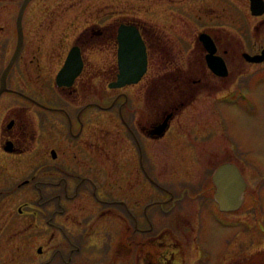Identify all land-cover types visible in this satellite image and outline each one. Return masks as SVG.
<instances>
[{
    "label": "flooded vegetation",
    "instance_id": "flooded-vegetation-1",
    "mask_svg": "<svg viewBox=\"0 0 264 264\" xmlns=\"http://www.w3.org/2000/svg\"><path fill=\"white\" fill-rule=\"evenodd\" d=\"M23 1L0 0L1 15L9 16V22L0 26V184L1 190H6L8 176L13 175V166L2 159L19 164L23 157H30L43 167V156L48 154L52 161L39 181L52 189L43 202L48 206L46 233L58 223L57 233L62 235L65 246H60L62 251L49 248L50 255L41 264H204L208 254L200 243L207 238V223L215 222L218 212L229 213L221 211L215 200L214 172L224 163H233L245 181L240 166H244L245 154L243 143L235 134H229L224 119L217 118L220 111L216 112L218 123L214 124L213 103L198 105L195 100L203 95L205 100L222 101V97L235 92L234 84L248 89L251 82L244 84L245 78L252 80L264 75L259 70L264 65V45L257 43L255 35L257 29H264V0H92L93 7L87 6V10L112 16L111 21L87 24L72 45L59 38L56 47L58 50L60 46L61 51L57 55L36 54L45 41H38L37 30L49 28L47 23H36L33 17L47 10L51 14L50 9L36 7L35 0H29L18 22ZM199 11L204 12L208 21L200 33L212 40L215 55L224 63V76L208 68L209 52L204 39L199 38L200 33L192 45L172 38L179 25L171 21L184 18L185 26L192 25ZM150 15L157 16L160 28L148 23ZM231 21L237 30L234 23L244 29L241 36L245 32L249 36L247 41L241 39L242 43L236 44L230 39L224 26ZM217 27H221L219 33ZM19 28L21 41L17 51ZM137 33L146 54V70L137 83L110 88L120 72V58H140L133 55L136 46L121 48L119 37L129 35L133 44ZM216 37L230 51L220 48ZM247 42H251L250 48L241 53ZM186 46L190 50L188 57ZM73 47L79 51L81 69L71 85L59 86L57 74ZM193 55V65L198 70L189 71L190 85L174 86L183 77L181 71L185 66L182 68L181 64L189 65ZM252 58L256 60L250 61ZM152 62L159 63L160 71L156 74L163 79L164 86L150 87L147 77ZM232 62L249 71L232 72ZM230 73L233 79L227 86L211 83L213 79L218 84L224 82ZM101 78L106 79L104 89L112 92L110 102L81 104L85 93L100 100ZM218 94L222 95L213 98ZM155 100L159 103H151ZM11 102L14 103L10 105ZM103 115L110 116L111 129L99 128V135L97 130L90 129ZM54 129L59 132L60 141L42 152L44 134ZM103 131L108 132V137ZM37 146L39 156L32 154ZM59 154L62 166L54 167ZM230 154L233 160L228 159ZM218 155L227 156V161L214 164ZM30 180L21 185H28ZM103 187L107 188V195ZM11 189L9 185L8 190ZM64 199L63 206L60 203ZM82 200L88 203L86 214ZM35 206L40 207L38 201ZM24 211L18 209L19 213ZM36 213L41 210L36 208ZM242 217L238 216L236 226L239 229L243 225L244 234ZM243 234L236 233L232 240L239 241ZM15 235L14 239H20L25 231ZM229 248L230 240L226 238V255ZM232 249V262L221 264H264L263 257L246 263L244 251ZM36 252L41 254L42 248L38 247Z\"/></svg>",
    "mask_w": 264,
    "mask_h": 264
},
{
    "label": "rangeland",
    "instance_id": "rangeland-1",
    "mask_svg": "<svg viewBox=\"0 0 264 264\" xmlns=\"http://www.w3.org/2000/svg\"><path fill=\"white\" fill-rule=\"evenodd\" d=\"M35 2L36 7L45 6L51 11V14H47V10L44 12L45 14H38L33 17V19L36 18V23H47V28H49L48 31L37 30L38 41H43L42 39L45 40L42 42L41 46L38 47L36 54L39 55L59 54L61 48L58 46L59 49L57 50L56 40L59 38H65V40L68 41V44L72 45L76 42L75 38L84 26L91 23L109 22L112 17L103 16L100 15V13L97 14L96 12L90 13L87 10V6L93 7L92 0H35ZM197 5L199 6V3ZM5 17L6 15H1L0 5V26L5 24V22H9V16L4 19ZM156 17L157 16L150 15L148 23L156 28H160V22L155 20ZM171 22L179 25V27L175 30V34L172 35V38L179 41L181 44L186 45L194 44L196 35L202 32L200 29H205L208 25V21L205 19V14L201 11L194 15L192 25L185 26L187 21L184 18L173 19ZM234 25L240 31L233 26L232 21L229 26H224L229 30L228 34L230 39H232L236 44H241V39L247 41L249 36H247L245 32L242 33L241 36V31L244 29L240 28L239 24L234 23ZM220 28L221 27H217V30L215 29L216 33L221 31ZM255 35L257 43L264 45V29H257L255 31ZM218 40L219 41L217 42L220 48H227L230 51V48L224 46L226 44H222V41L219 38ZM50 44L55 45L52 47ZM250 44L251 42H249L248 45L246 44V48L241 47V53L242 51L249 49ZM189 51L190 50L186 46L185 54L187 53V57L190 55ZM195 59L196 56L193 55L190 58L192 62H190L189 65L186 63L181 64L182 68L185 66L183 71H181L183 77L178 80L180 84L176 83L175 85H172H190L192 81L190 78L192 75L189 71L195 69L198 70V68L193 65ZM57 65L58 63L55 67H57ZM229 69L232 72L236 70H248V68H242L234 62L230 64ZM259 70L264 71V65ZM150 71L151 72L147 77L150 82V87L164 86L163 79L160 80L156 74L157 71H160L159 63L152 62L150 64ZM232 77V73H230L229 77L226 78L224 82L218 84L216 83L217 80L213 79L211 83H213L214 86H221L225 83V86H227L229 80L233 79ZM257 77L258 78L252 80H247L246 78L243 80L245 82L244 84H246L247 81L251 82V87L248 89H246L243 84L237 83L234 84L233 87L231 84L232 90H236L235 92L233 91V93L226 95L227 99H229L228 101L218 100L215 103L214 100L211 101L212 98L205 100V96L203 95L198 96L195 100L198 105L199 103L212 102L213 106L216 107V111L213 116L214 124L216 125V123H218L216 119V112L220 111L219 115L217 114V118L224 119L229 134H235V138H239V141L243 143L245 162L244 166H240L242 168L243 175L245 176V181L247 182L246 197L243 205H241L237 211H231L229 213L218 212L215 222L213 220V222L207 223V238L200 243L208 254L207 258L203 262L204 264H221L222 261H224V263L232 262V248H234L235 252L237 250L241 252L244 251L246 263L256 262L258 259L262 257L264 258V75H257ZM13 80L14 84H16L15 78H13ZM104 80L106 79L101 78L100 80V86L102 88L100 100L99 98L95 100L92 94L85 93L83 94V99L80 100L81 104L94 101L101 104H108L110 102L112 92L104 89L106 87V82H104ZM47 89L48 88L46 86V90ZM221 95L222 94L213 95V98L220 97ZM157 101L158 100H155L151 103H159ZM13 103L14 102H11L10 105ZM100 118L101 120L99 119V121L95 123L96 126L94 125L91 127L92 129H90L97 130L96 134L99 135V128L104 130L111 129L110 116L103 115ZM102 134L105 137H108V132L103 131ZM56 141H60L57 129H54L52 132L47 131L42 140V145H45L42 152H47L50 147H53V144ZM37 149L38 146L33 150L32 154L39 156ZM232 157L233 156L230 154L228 159L233 160ZM43 160L45 166L40 167L38 160L35 162L34 158L32 159L30 157H23L19 164H15V160L2 159V162L8 164L10 167L13 166V175L8 176L6 181V185L8 187L6 190H1L0 184V264H41L48 259V256L50 255V251H48L49 248L62 251L63 248L60 246H65V240L61 238L62 235L57 233V231L60 230V225L58 223H55L53 228H48L50 233H46L47 229L45 226V220L48 206L45 203L43 204V202H45L51 195L52 189L46 188L44 182L39 181H42L40 176L43 175L41 174L49 171L52 161L49 160L48 154L43 156ZM224 160L227 161V156L219 158L218 155V157L214 159V164ZM53 166H62L61 154H59V159H56L55 162H53ZM1 169L3 170V168ZM7 171L11 172L8 168ZM35 173L37 174V177L32 178L31 176ZM30 178L32 179L30 180ZM24 180H30L29 184L21 185ZM35 182H37L36 185ZM9 185H11V190H8ZM106 189L107 188L103 187L104 194H106ZM84 199H87V196H85ZM83 200L81 202V207L82 211L86 214L85 211L88 208V203ZM37 201L40 207L35 206ZM65 202L66 201L64 199L60 204L64 206ZM27 203L28 208L25 206ZM79 207L76 208L78 209ZM36 208L41 210V213H38V215L37 213L35 214ZM18 209L26 211L22 214L18 212ZM71 209L73 210V206ZM238 216H243L241 220L243 223L245 222L244 226H246L244 234L242 232L243 225L239 227V229L238 226H236L238 225ZM22 231H25V235L30 238H23L25 235H23L20 239L13 238L15 234ZM238 232L243 234V238H240L239 241L236 239L232 240L233 236ZM206 236H204V238ZM226 238H229L230 240L229 254L227 255L224 249ZM38 247L42 248L41 254L36 252ZM46 251L48 254H46Z\"/></svg>",
    "mask_w": 264,
    "mask_h": 264
},
{
    "label": "water",
    "instance_id": "water-1",
    "mask_svg": "<svg viewBox=\"0 0 264 264\" xmlns=\"http://www.w3.org/2000/svg\"><path fill=\"white\" fill-rule=\"evenodd\" d=\"M29 0H24L21 10L18 15V22H20V18L23 12L25 5ZM200 39H204V45L208 50L209 54L207 55V62L211 70L221 76L226 75V70L224 67L223 61L215 57V46L212 40L205 34L202 33L199 35ZM131 37L129 35H121L119 37L120 47H134L136 46V51L133 53L135 56H139L137 61H124L120 58L119 61V69L120 72L117 76V80L115 83L109 84L110 88H120L125 85L135 84L137 83L146 70V54L142 51V44L138 33L135 35V43H131ZM20 28H19V43L17 47V51L20 48ZM16 51V53H17ZM16 55V54H15ZM7 66L6 72L12 65L13 59ZM120 55H123L122 50H120ZM256 60L252 58L250 61ZM262 59L261 57L259 58ZM81 69V58L79 55V51L76 47H73L60 71L57 74L56 81L58 85H71L75 77L79 74ZM2 90L4 89L5 77L2 78ZM162 129L164 126L161 127ZM213 182L216 187L215 191V200L218 203L219 209L224 212H233L237 211L244 200V191L246 188V183L243 179V176L239 172L236 165L233 163H224L220 165L214 172Z\"/></svg>",
    "mask_w": 264,
    "mask_h": 264
}]
</instances>
